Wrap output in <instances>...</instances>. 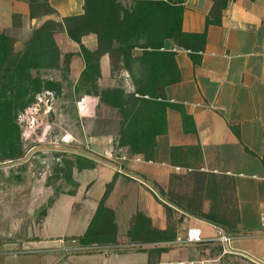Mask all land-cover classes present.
<instances>
[{"label": "crops", "instance_id": "1", "mask_svg": "<svg viewBox=\"0 0 264 264\" xmlns=\"http://www.w3.org/2000/svg\"><path fill=\"white\" fill-rule=\"evenodd\" d=\"M219 1L175 0L182 7L180 31L183 34L204 33V44L198 53L199 62L194 66L187 51L171 40L163 42L164 49L174 53L179 73V81L163 89L164 99L181 111L176 108L165 110V132L155 137L150 160H145L142 155H130L127 147L116 145L114 111L100 104L97 97H74L72 94L71 88L84 68L80 47L90 52L96 49L94 34L84 35L76 43L67 37L63 28V19L83 14V0H45L50 13L41 15H32L25 0H0V34L16 39L22 45L44 22L60 25L53 33L59 51L58 69L52 70H59L65 55L68 56L65 59L66 78L70 84L66 94L60 95L73 100L71 115L80 125L81 141L95 150V155L84 156L93 162L92 169H72L71 172L72 180L81 190L84 207L95 211L110 184L103 202L108 209L115 211L110 204H132L136 211L135 204H146L145 217L152 225L158 224V228L163 229L164 213L160 207L153 206L157 204L155 195L142 181L154 188V183L166 184L175 171H189V168L177 166L174 160L176 152L192 147L199 172L221 181L229 180L232 185L236 217L233 230L237 232L235 249L251 261L237 258L245 264H264V227L261 226V215L264 214V0H224V7L217 5ZM206 19L210 21L207 25ZM111 74L108 55H101L97 87L121 88L126 93L133 91L125 71L121 69L126 88L116 86ZM43 92L51 95L49 91ZM182 113L190 118L192 126L188 121L183 124ZM96 115L99 120H110L112 133L85 134ZM116 168L123 174L117 173ZM75 171L81 172L80 182L74 178ZM130 216L129 213L128 218ZM84 219L82 231L70 238L77 239L85 232L92 217ZM200 224L209 225L195 220L190 227L199 228L206 241L215 239L217 234L207 236ZM44 239L32 240V244ZM214 245L218 247L213 243L197 247L207 251L208 246ZM205 256L188 261L216 264L220 258H229L221 256L220 251L216 256ZM107 260L103 255L98 264H110ZM47 261H51L49 257ZM68 263L73 264L72 260L61 264ZM51 264L57 263L51 261Z\"/></svg>", "mask_w": 264, "mask_h": 264}, {"label": "rangeland", "instance_id": "2", "mask_svg": "<svg viewBox=\"0 0 264 264\" xmlns=\"http://www.w3.org/2000/svg\"><path fill=\"white\" fill-rule=\"evenodd\" d=\"M30 1L32 15L50 13L45 0ZM8 46L12 51L22 49L21 43L11 37H8ZM2 67H6V61ZM112 67L111 76L116 86L126 88L122 81L121 65L114 61ZM35 74L41 80H61V92L46 95L41 91L31 106L23 111L4 108V114L0 117V264H51V261L61 264L69 260L73 264H98L103 255L93 253L63 255L47 251L15 254L24 248L54 249L56 244L53 241L56 238H70L79 233L86 220L84 218L91 219L94 214V210L81 204L82 193L78 185L72 187L63 180L67 165L74 162V155H95V150L81 141L80 125L71 115L73 100L60 95L66 94L65 90L70 84L66 70L61 67L59 70H39ZM6 80L7 76L0 82V100L7 97L4 87ZM91 132L89 126L85 134ZM10 154L20 158L10 163L7 161ZM174 162L190 170L175 171L166 184L153 185L164 200L176 203L175 207L169 206L154 196L157 204L153 206L160 207L164 213L163 229H159L158 224L152 225L145 217L146 204H135L138 211L132 209V204H110L115 208L112 212L114 234L105 243L123 246L104 255L109 259L108 263L170 264L196 261L201 255L216 256L215 245L208 246L207 251L201 247L173 245L176 238H181L185 230L193 226L197 220L192 218L195 216L215 215L236 235L237 232L232 229L235 209L230 181L207 177L199 172L196 152L192 147L176 152ZM80 173L75 171L74 174L79 182L82 179ZM103 206L107 207L106 204ZM129 213L131 216L128 218ZM136 214L141 215L142 219L137 217L135 220ZM187 214H192V217ZM143 218L148 220V227ZM200 226L207 236H216L209 225ZM41 237L45 239L32 244V240ZM128 243L145 244L146 249H130L125 246ZM236 243L234 241V248H237ZM48 257L51 260L49 263ZM227 257L220 258L216 264H245L237 257ZM192 264H198V261Z\"/></svg>", "mask_w": 264, "mask_h": 264}, {"label": "trees", "instance_id": "3", "mask_svg": "<svg viewBox=\"0 0 264 264\" xmlns=\"http://www.w3.org/2000/svg\"><path fill=\"white\" fill-rule=\"evenodd\" d=\"M25 1L31 9L32 2ZM217 5L224 7L225 1L221 0ZM83 6L82 15L62 20L65 34L76 43L84 35L91 33L96 36L95 51L90 52L80 47L84 68L71 88L72 94L74 97H97L100 104L114 111L116 145L127 147L130 155H142L145 160H150L155 137L165 132V110L176 108L181 111L178 106L164 99L163 89L177 83L179 73L174 53L165 50L163 42L171 40L178 48L187 51L195 66L199 62L198 53L203 48L204 33L183 34L180 31L182 7L175 0H83ZM205 22L206 25L210 23L208 19ZM59 26L49 21L44 22L40 28L32 31L30 38L18 51L9 49L8 37L0 34V82L7 76L4 84L7 97L0 100V117L5 109L23 111L31 106L41 91H49L55 95L60 92L58 82L41 80L35 74L39 70L58 69L59 51L53 40V33ZM104 54L108 55L110 70L113 62L117 61L127 73L132 92L126 94L121 88L97 87L98 60ZM67 58L65 55L62 63L65 70ZM4 61L6 67H2ZM181 118L183 124L188 121L189 126H192L189 117L182 113ZM99 119L96 115L91 135L112 133L110 120ZM19 158L10 154L7 161L12 163ZM73 159L74 162L67 165L63 180L67 185L75 187L71 177L72 169H92L93 162L78 155H74ZM110 186H106L85 232L77 238L79 243L106 244L105 240L113 237V213L103 206ZM165 201L176 206L172 201ZM137 217L142 219L141 215L136 214L135 220ZM198 218L229 230L224 225L226 223L215 215H200ZM144 222L148 227V220L144 219ZM235 222L236 217L232 229ZM216 250L219 253L218 247Z\"/></svg>", "mask_w": 264, "mask_h": 264}, {"label": "built area", "instance_id": "4", "mask_svg": "<svg viewBox=\"0 0 264 264\" xmlns=\"http://www.w3.org/2000/svg\"><path fill=\"white\" fill-rule=\"evenodd\" d=\"M117 173L123 174V172L116 168ZM209 226L216 231L217 236L213 240L206 241L199 228L196 227H188L183 236L181 238H176L173 241V245L177 247H197L204 243H213L216 244L220 249L221 256H235L241 259H245L247 261H251L248 256H246L243 252L235 249L233 247V242L235 240V236L232 234L230 230L223 226H218L209 223ZM261 226L264 227V214L261 215ZM56 244L54 249H21L15 254L22 255V254H33V253H42L47 251L56 252L63 255H70V254H98V255H105L110 252H114L118 250V248L122 247L123 245L118 244H81L75 238H56L53 241ZM127 248L135 249V250H143L146 249L145 244L141 243H128L125 244ZM187 264H192L191 261L186 262ZM151 264H163L160 262H155ZM166 264V263H165ZM170 264H182V262L170 263Z\"/></svg>", "mask_w": 264, "mask_h": 264}, {"label": "water", "instance_id": "5", "mask_svg": "<svg viewBox=\"0 0 264 264\" xmlns=\"http://www.w3.org/2000/svg\"><path fill=\"white\" fill-rule=\"evenodd\" d=\"M137 179V178H136ZM142 183L143 184H145L148 188H150V190L154 193V195L161 201V202H163V203H165V204H167V205H169V206H171L170 204H168L157 192H156V190L154 189V188H152L150 185H148V184H146L145 182H143L142 181ZM187 216H191V215H189V214H187ZM192 217V216H191ZM192 218H196L197 220H200V221H204V220H202V219H200V218H198V217H192Z\"/></svg>", "mask_w": 264, "mask_h": 264}]
</instances>
